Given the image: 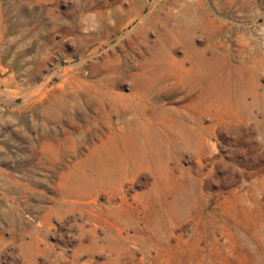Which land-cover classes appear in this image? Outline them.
Instances as JSON below:
<instances>
[{
	"label": "rangeland",
	"instance_id": "obj_1",
	"mask_svg": "<svg viewBox=\"0 0 264 264\" xmlns=\"http://www.w3.org/2000/svg\"><path fill=\"white\" fill-rule=\"evenodd\" d=\"M0 264H264V0H0Z\"/></svg>",
	"mask_w": 264,
	"mask_h": 264
}]
</instances>
